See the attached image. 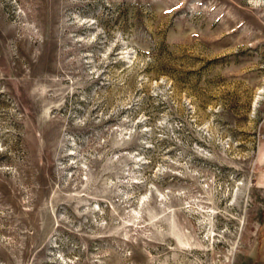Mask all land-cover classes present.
Returning a JSON list of instances; mask_svg holds the SVG:
<instances>
[{
    "label": "rangeland",
    "instance_id": "1",
    "mask_svg": "<svg viewBox=\"0 0 264 264\" xmlns=\"http://www.w3.org/2000/svg\"><path fill=\"white\" fill-rule=\"evenodd\" d=\"M0 264H264V0H0Z\"/></svg>",
    "mask_w": 264,
    "mask_h": 264
}]
</instances>
